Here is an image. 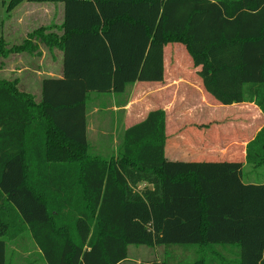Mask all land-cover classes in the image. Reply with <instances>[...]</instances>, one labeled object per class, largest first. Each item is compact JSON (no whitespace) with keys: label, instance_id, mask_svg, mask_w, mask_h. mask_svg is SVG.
Wrapping results in <instances>:
<instances>
[{"label":"trees","instance_id":"trees-1","mask_svg":"<svg viewBox=\"0 0 264 264\" xmlns=\"http://www.w3.org/2000/svg\"><path fill=\"white\" fill-rule=\"evenodd\" d=\"M24 2L61 5L59 34L0 40V58L43 47L62 68L38 101L0 80V264L25 235L43 264H123L130 246L162 248L140 264H264V182L242 177L264 165V126L243 162L167 161L163 110L121 132L110 159L86 136L89 96L124 107L134 85L163 82L170 46L217 106L264 117V0H9L7 11Z\"/></svg>","mask_w":264,"mask_h":264},{"label":"crops","instance_id":"crops-1","mask_svg":"<svg viewBox=\"0 0 264 264\" xmlns=\"http://www.w3.org/2000/svg\"><path fill=\"white\" fill-rule=\"evenodd\" d=\"M23 5H42V4H35L24 2L15 8L12 12L15 13L19 10ZM45 5V4H43ZM52 5V4H51ZM57 12H52L51 16L49 12H47L46 17V25L44 28H47L51 33L59 34L58 27L61 23L62 19V6H57ZM29 13V12H28ZM27 13V14H28ZM31 16L34 15V12H31ZM57 13V14H56ZM23 18L18 20V25L20 32L18 31L15 36H19L24 40L28 34H25V27L23 26ZM11 19L7 22V27L10 23ZM13 34V33H12ZM14 35V34H13ZM14 36V37H15ZM12 39L11 36L8 35V41ZM13 46V45H11ZM9 46V47H11ZM8 47V46H7ZM45 50V51H44ZM42 50L39 47V53L37 55H28V54H14L9 55L7 60L5 59V63L7 62V67L5 66L3 69V73L5 76L10 80H16L15 74L19 75V88L23 89L24 92L32 95L35 100H39L40 97V85L41 81L46 78H60L61 77V68H62V53L61 51L53 50L49 51L47 49ZM176 50V49H175ZM42 52V59L41 62H46V66L42 67L41 65H37L32 61L35 59H39L41 57ZM47 54V58L45 57ZM40 56V57H39ZM17 57V58H16ZM165 57V56H164ZM20 63L21 60L27 61L24 65V68L18 69L11 66L15 65V61ZM13 67V68H12ZM173 70H178L175 67ZM193 73L195 71L193 70ZM171 75V73H170ZM24 77V79L22 78ZM166 80V75L162 83H156L149 86V90L145 97V103L147 105V109L141 112V104L139 105L137 97L135 100V96L133 93V88H136L137 85H134L129 91V101L124 107H119L115 103V97L111 95V97L106 98H96L94 99L92 106L93 108L86 112V136L87 142L90 145L89 137L91 138V143L96 146L99 150H107L114 148L113 145L117 146V138L121 132H124L126 129L138 124L142 120H144L145 116L153 110H163L166 114V128L165 132L167 134V141L165 147V159L169 162H216L222 161L218 156L217 151H220L223 147H228L229 152H231L228 157L231 155H238L237 160L244 161L245 157V147L248 142L252 140V138L256 135V133L264 126V117L261 115L259 110L251 104H239V105H232L228 107H220L223 111L227 109H232L235 111L236 118H232V120L240 121L237 123L241 125L243 128L241 130L242 133L246 132L245 136H241L239 143H234V139L232 137H226L224 142L218 141V137L214 135L218 132V126L211 125L213 123H217L219 121V117L216 113V110L219 106L215 104L213 100L208 98H203L205 96L201 90L200 83L198 80L196 82L186 81L182 82L179 77L172 78L169 76V81H172L171 85H179V83L183 84L184 87L191 86L198 88L196 89L197 94H199V98L195 101V107L192 109L194 110L197 107L200 108V112L197 110L196 112H192V114H187L186 118L190 120L197 119V121H202L203 115H205L207 124H204L205 128L200 124L201 128H187L183 129V121L185 119L186 113H175L173 112L172 115H168V108L166 107L169 104L168 96L169 94H173L169 91L171 85H164L163 83ZM145 85V84H141ZM36 88V91L32 94V89ZM174 88V87H172ZM161 94V96H160ZM148 99V100H146ZM206 99V100H204ZM209 102V104L203 106L205 101ZM207 102V103H208ZM140 107V108H139ZM204 107V110L202 108ZM219 109V108H218ZM189 113V112H188ZM195 115V116H194ZM241 116V117H238ZM231 120V118H230ZM197 123V122H196ZM196 123H194L196 125ZM232 125V124H229ZM252 127H255V132L253 137L250 138L249 131ZM249 129V130H248ZM204 138V140H203ZM213 139V140H212ZM235 146L241 149L235 150ZM91 147V146H90ZM233 149V150H232ZM116 150V147L115 149ZM241 150V151H239ZM236 151V152H235ZM221 156L224 154L220 151L219 153ZM225 157V156H223ZM230 159V158H229ZM235 159V158H234ZM235 161V160H231ZM247 166L245 163L243 165V169ZM254 179V178H253ZM256 180V178L254 179ZM256 181H252L254 183ZM260 182V181H259ZM137 249V248H136ZM135 262L129 258L123 264H140V259L143 256L149 258H155L157 262H161V258L163 256V250L161 247H154L147 250H135ZM130 253V252H129ZM152 253V255L150 254ZM39 254V252H38ZM144 254V255H141Z\"/></svg>","mask_w":264,"mask_h":264},{"label":"rangeland","instance_id":"rangeland-1","mask_svg":"<svg viewBox=\"0 0 264 264\" xmlns=\"http://www.w3.org/2000/svg\"><path fill=\"white\" fill-rule=\"evenodd\" d=\"M9 0H0V40H3V42L6 43V46H11V45H18L20 44L23 40H21L22 38H19V36H15L17 34V32H20L19 29V25H18V20L20 18H23V26L25 27V34H30L31 32H33L34 30L40 29V28H44V26L46 25V17H47V12H49L50 16L52 15V12H57L58 8L57 6H61V5H51V4H45V5H23L19 10H17L15 13L8 12L7 11V4H8ZM29 12V13H28ZM31 12H34V15L31 16L30 14H32ZM28 13V14H27ZM57 14V13H56ZM9 19H11L10 23L8 25H10L9 27H7V22L9 21ZM14 35H13V34ZM8 35L12 37V39H10V41H8ZM15 36V37H14ZM176 47V46H175ZM175 47H168V49L165 52V75H166V80L163 83L164 85H171L172 81H169V76H171L172 78H176L179 77L182 82L187 83L186 81H191V82H196L198 80L197 76L195 73H193V68L192 65L190 63V59H188L183 52H181L180 50H175ZM177 48V47H176ZM42 50H44L43 47H41ZM178 49V48H177ZM45 51V50H44ZM42 52H41V57L39 59H35L32 62L37 64V65H41L42 67L46 66V62H41L42 59ZM45 57L47 58V54H45ZM8 58V57H7ZM7 58H0V65H1V69H0V80H9L5 74L3 73V69L6 66L7 67V62L5 63V59L7 60ZM17 58V57H16ZM27 63V61L24 62V60H21L20 63H18L17 59L15 61V65H11L13 66L12 68L15 69H23L24 65ZM176 68L178 70H173V68ZM171 73V75H170ZM15 79L18 80L17 84L19 83V75L16 73L15 74ZM22 78L24 79V77L22 76ZM174 87V88H172ZM197 87V86H196ZM196 87H184L183 84L179 83V85H171L169 91L172 92L173 94H169L168 101L169 104L166 105V107L168 108V115H172L173 112L175 113H186L185 115V119L183 121V129L185 127L192 128V129H196L197 127H200V124L204 127V124H207L205 121L206 117L205 115H203L202 117V121H197V119H195V117L193 118V120L189 121V118H186L187 114H192V112H196L197 110L200 112V108L196 106V108L193 110L192 108L195 107V101L197 98H199V94L195 93L196 89L198 90V88ZM19 88V85H18ZM21 89V88H19ZM23 91V89H21ZM130 90V89H129ZM149 90V86L148 85H137L136 88H133V93L134 95H138L135 96V100L137 97L138 100V104L141 106V112H143L144 110H146L148 107L145 103V97L146 94ZM36 91V88L32 89V94ZM161 96V94H160ZM98 97V95L96 94H91L88 98V103H87V107L89 108L88 111H90L93 106L92 103L94 101V99H96ZM104 98H106L107 96H103ZM203 98H207L206 96H203ZM148 100V99H146ZM206 100V99H204ZM208 102V100H207ZM205 101V105L209 104V102L207 103ZM140 108V107H139ZM219 108V109H218ZM216 110V113L219 117V121H217V123H213L211 125L214 126H218L219 128L217 129L218 132H216L214 135L218 136L219 140L221 142H224L226 140V137H232V139H234V143H239L240 139L238 136H245L246 132L242 133V126L239 125L237 123V121L232 120V118H236L235 115V111L233 112L232 109H227L225 111L222 110V108L220 109V107H218ZM202 110H204V107L202 108ZM189 112V113H188ZM195 116V115H194ZM241 117V116H238ZM231 118V120H230ZM197 122V123H196ZM240 122V121H238ZM196 123V125L194 124ZM232 124V125H229ZM249 130V129H248ZM249 135L250 138L253 137V134L255 132V127H252L249 131ZM247 135V134H246ZM239 138V141H238ZM91 138L89 137V142H90V149H91V153L92 155H97L103 159H110L111 157H113L115 155L116 150L115 147L116 145H113L114 148L112 149H107V150H99L96 146H94L91 143ZM241 149V148H238ZM237 147L235 146V150H238ZM228 147H223L220 150L225 156H221L219 153L220 151H217L218 156L220 159L226 158L230 160H235V161H239V159L237 160V156L238 155H231L230 157H228V155L231 153L229 151ZM233 150V149H232ZM241 151V150H239ZM236 152V151H235ZM235 158V159H234ZM242 177H243V182L244 183H251L252 181H256L254 183H261L264 182V165L258 168H253L252 166L247 165L242 172ZM256 178V180L254 179ZM260 181V182H259ZM137 248V249H136ZM148 248L145 247H135V246H130L129 247V256L130 258H132L131 260H133V262H135L136 258L134 256V253L136 252L135 250H147ZM152 255V253H150ZM144 255V254H141ZM6 258H7V262L9 264H43L40 255L38 254L37 249L35 248L33 242L31 241L29 235H25L23 236L20 240L16 241L15 243H7V247H6ZM146 259V256H143L140 259V262L142 260Z\"/></svg>","mask_w":264,"mask_h":264}]
</instances>
